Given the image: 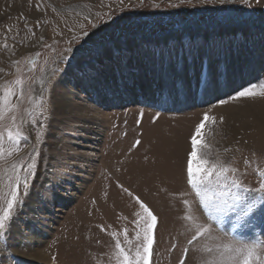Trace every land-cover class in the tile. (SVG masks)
Here are the masks:
<instances>
[{"label":"rangeland","instance_id":"374dc122","mask_svg":"<svg viewBox=\"0 0 264 264\" xmlns=\"http://www.w3.org/2000/svg\"><path fill=\"white\" fill-rule=\"evenodd\" d=\"M37 2L0 0V44L7 27L20 34L15 37L14 55L11 36L8 51L0 49V101L5 88H19L14 83L17 78L24 81V95L9 99L18 105L16 126L29 137L21 142L19 156L13 155L7 164L0 163V177L2 169L19 157L25 162L33 157L34 147L39 152L31 192L27 198L21 195L23 204L11 229L0 237V264H116L115 239L125 248L134 249L135 212L140 211L135 200L118 185L129 188L158 217L156 264H179L185 248L190 251L184 264H197L201 257L227 262L232 253L223 251L222 244L264 240V225L259 221L240 225L238 213L231 210L209 214L205 209L207 215L203 214L186 178L191 140L207 113L213 119L207 121L202 132L204 142L211 146L206 149L210 159L239 169L237 175L247 171L241 177L243 183L257 186L254 173L257 168L264 170V145L259 141L264 132V109L251 104L264 99L228 97L252 83L257 84V91L264 84V57L260 55L264 47V0L261 4L252 0L250 5L243 0H124L123 4L119 0H39L40 10ZM69 5L87 7L81 16L52 10ZM84 15L97 27L88 24ZM64 20L75 32L67 30ZM82 24L98 35L93 43L77 51L82 40L71 45L69 41L76 33L82 36ZM28 29L36 37L42 35L43 41L37 42ZM57 32L61 35H55ZM117 36L146 42L144 53L129 62L139 68L140 74L135 87H128L134 90L132 97L126 99L122 94L127 75L122 80L124 69L119 61L111 54L97 58L92 52L96 45ZM204 37H211L219 52L210 64L205 59V71L213 74L214 87L208 92L197 87L199 61L194 65L195 74L192 63L185 62L176 78L184 81L187 91L170 97L169 89L155 85L158 76L152 71L151 53H158L166 42L179 45L181 40L188 43ZM70 46L72 52L68 53L65 50ZM229 50L231 54L225 55ZM251 50L254 55H245ZM36 53L40 54L38 58ZM32 60H36L34 67ZM97 71L105 74V86L87 82L86 76ZM44 75L42 85L36 86ZM139 85L151 87V92L141 90ZM221 99H228V103L221 105ZM62 103L67 105L66 112ZM233 105L239 106L234 119L227 116V112L233 113L229 110ZM83 107L87 110L81 111ZM140 112L144 116L137 124ZM157 115L159 119L153 123ZM2 123L11 126L7 115ZM76 128L79 131L74 133ZM37 133L41 134L40 142ZM95 134L97 141L92 140ZM137 139L141 144L134 146ZM181 139L183 150L177 147ZM58 154L75 157L60 160L73 169L72 178L62 185L56 201L45 205L40 194L50 187ZM245 158L251 161L247 169ZM3 183L0 179V189L6 191ZM199 214L202 219L197 218ZM53 215L54 222L50 220ZM187 215L193 219H185ZM199 225L211 228V233L189 245L187 241ZM125 229L131 245L124 240ZM24 248L29 250L28 255ZM206 248L213 251L209 253ZM32 257L36 262L28 260Z\"/></svg>","mask_w":264,"mask_h":264},{"label":"snow or ice","instance_id":"6c2138e0","mask_svg":"<svg viewBox=\"0 0 264 264\" xmlns=\"http://www.w3.org/2000/svg\"><path fill=\"white\" fill-rule=\"evenodd\" d=\"M31 2V0H30ZM121 4L124 0H119ZM224 0H221L223 3ZM245 4L250 5L252 0H243ZM256 3L261 4L262 0H256ZM176 7V5H172ZM87 5H69L66 9H57L53 7V11L57 14H70L75 12L77 16L82 15V9ZM37 10H40L41 4L38 0L36 4ZM79 9V10H78ZM47 13L45 12V15ZM110 14V13H109ZM26 19V18H25ZM42 20V18H37ZM83 19L88 22L93 28L97 27L92 22L89 16L84 15ZM69 32H75L73 26L68 24L67 20L63 21ZM27 28V25H25ZM82 36L76 33L72 36L69 44L82 40L80 49H85L89 44L93 43V37L98 33H90L85 25H80ZM30 34L36 38L37 42L43 41L44 37L41 35L36 37L35 32L28 29ZM19 32H13L11 27L5 29L4 42L0 44V49L7 52L10 44L8 43L9 36L12 38L11 48L13 49L12 55L15 54L14 49L16 47L15 37L19 36ZM55 35H61V33H55ZM145 41H137L135 38L129 39L128 37L117 36L115 40L104 41L92 50L97 58L108 57L110 54L119 61L120 65L124 69L123 75H127V79L123 80V86L125 88L135 87L137 77L140 74L139 68L135 64L129 62L133 57L141 56L145 51ZM179 46V51H176ZM66 52H72L71 46L65 50ZM214 43L211 37H204L202 40L197 38L196 41H189L188 43L180 41L179 45L172 43L169 45L165 43L164 48L160 51L152 52V71L163 81H173V87L169 89L170 97L178 96L181 91H187V88L182 79H177V73L183 71V64L185 62H191L193 65V74H195L194 65L196 61H199L200 69L199 76L197 77V87H201L205 92L210 91L214 87V77L211 71H205V59L209 64L215 55H218ZM230 50L225 55H230ZM39 53H36V57H39ZM245 55H254V50L245 53ZM261 57H264V47L260 51ZM63 59V57H61ZM19 64V60L15 61ZM33 67L36 64V60L31 61ZM103 63V61H101ZM86 80L90 85L99 84L105 86L106 76L103 72L97 71L94 74L86 76ZM15 85L19 86L17 90L11 87L5 88L3 93V99L0 101V127H3V131H0V163L7 164V160L13 155L19 156L21 151V142H27L29 137L24 135L20 126H16V111L18 105L13 104L10 101V97L24 95L23 84L24 81L17 78L14 81ZM246 99H264V84L259 85V91H257V84L252 83L250 86L242 87L229 94L228 99L240 100ZM228 99H221L219 103L221 105L227 104ZM11 121V126L4 125L2 122L5 116ZM144 113H139L137 124L143 119ZM159 119V116L153 118V123ZM211 118L207 113L204 114L202 121L197 125L195 134L192 137V151L188 154L187 166H186V178L187 184L190 186L195 196L198 198L199 203L204 209H207L209 214L212 212H218L223 214L226 210H231L234 213H238L237 222L240 225H252L253 221H259L261 225H264V170L257 168L254 175L257 176V186L249 187L243 183L242 176L247 175V171L240 173L239 169L231 167L220 159H210L211 153L206 149H210V145L204 142V136L202 130L207 127V121ZM84 120H80V123H84ZM213 122H215L213 120ZM220 123H223V117L220 118ZM79 131L78 128L73 129V132ZM200 138L199 140L197 138ZM37 142L41 141V134L37 133ZM141 144L139 139L135 140L134 146ZM199 149V151H198ZM230 149H226L229 151ZM240 149L238 148L237 151ZM35 155L27 162L23 157H19L18 160L8 164L7 167L2 169L3 176L0 177L4 181L3 188L6 191L0 189V237L5 236L12 227V224L18 215L19 207L22 206L24 198H27L31 192L32 184L31 180L35 177L37 170V160L35 156L39 155L34 147ZM57 163L53 167L52 176L54 177L49 183L50 187L44 189L40 194V201L42 204L49 202H55L58 198V193L62 189V185L67 183L72 178L73 169L68 163H60L61 159L74 160V156L63 157L57 155L54 157ZM245 167L251 165V161L245 158ZM23 173V175H22ZM122 188L123 192L127 193L129 197L135 200L140 211L135 212V216L138 218L135 222L136 232L135 239L136 244L133 247L125 248L119 239H115L116 249V264H156L154 260V245L156 243V229L158 225V217L153 214L149 207L140 199L139 196H134L133 192L129 188L118 185ZM246 194V195H245ZM258 194V195H257ZM231 198L232 203H229ZM187 203V201H185ZM237 205L239 207H237ZM187 220H192L191 215L185 217ZM206 233H211V228L204 225L195 227V231L188 239L187 243L193 245L194 242L200 240ZM115 238V234H114ZM124 240L131 245L129 241L127 229L124 230ZM175 248V245H173ZM221 248L225 252L232 253L227 258V262L223 258L220 260H208L201 257V260L197 264H264V240L252 242L235 241L225 243L221 245ZM189 248L183 250V258H181L179 264H184V260L187 258ZM206 251L211 253L213 249L206 248Z\"/></svg>","mask_w":264,"mask_h":264},{"label":"bare ground","instance_id":"6f19581e","mask_svg":"<svg viewBox=\"0 0 264 264\" xmlns=\"http://www.w3.org/2000/svg\"><path fill=\"white\" fill-rule=\"evenodd\" d=\"M159 43H161V42H159ZM155 47H159V44H156L155 45ZM111 57H113L112 55H111ZM188 70V69H187ZM153 74V73H152ZM52 78H53V76H51V78H50V80H49V82H48V86L47 87H49V83L51 82V80H52ZM46 79V75H44V76H42L41 77V79L40 80H38V82H37V84H36V86L37 85H42V82L44 81ZM188 79V78H187ZM143 80H145V79H142V82H143ZM151 81V80H150ZM155 82H156V84L155 85H159V87H162V88H167V89H171L172 87H173V84H172V81H163V80H160L158 77H155V80H154ZM144 84V83H143ZM169 84L170 85H172L171 87H169ZM146 85V84H145ZM230 85V84H229ZM137 87H139L141 90H143V91H145V92H147V93H149V92H151V87H148V89H147V86L145 87V86H141V85H139V86H137ZM38 88H39V86H38ZM150 88V89H149ZM133 89H131V88H126V89H124V91H123V96H122V98H129V97H132V93H133ZM216 93V92H215ZM61 98H65L64 96H61ZM64 101V100H63ZM121 101V100H120ZM251 105H255V106H261L262 107V109H264V100H258V101H255L254 103H252ZM61 108H62V111H64V112H66L67 111V105H64L63 106V103H62V106H61ZM226 109H228V108H226ZM242 109V108H241ZM81 111H86L87 110V107H83L82 109H80ZM229 110H231V112H233V113H229V112H227V116H229L230 118H236L235 116H236V111L237 112H239V106H236V105H233L232 107H231V109H229ZM244 110H245V108H244ZM225 111V110H224ZM224 113V112H223ZM221 114V113H220ZM240 116V115H239ZM242 117H243V115H242ZM231 123H232V121H231ZM94 124L96 125V122H94ZM234 124V123H233ZM264 124V123H263ZM264 127V126H263ZM230 128H231V126H230ZM260 128V127H259ZM233 129V128H232ZM229 131H231L230 129H229ZM260 131V130H259ZM90 132L92 133V132H94V131H91L90 130ZM256 132V131H255ZM260 134V133H259ZM258 134V135H259ZM256 135H257V132H256ZM263 135V136H262ZM262 135H260V136H262L261 138L259 137V141H260V143H261V145L263 144L264 145V132H262ZM256 137V136H255ZM258 139V138H257ZM92 140H94V141H97V137H96V134L94 135V137L92 138ZM257 141V140H256ZM256 143V142H255ZM257 145V144H256ZM184 143H183V140L181 139L179 142H177V147H180V149L181 150H183L184 149ZM258 146V145H257ZM260 146V145H259ZM262 148V147H261ZM55 211H57V210H55ZM49 216H51V215H49ZM52 217V216H51ZM56 218V216H54L53 215V218H50V220L51 221H53L55 218ZM197 218H200V219H202L201 218V216L200 215H198L197 216ZM54 222V221H53ZM19 237V236H18ZM23 251H27L26 252V254L28 255L29 254V250L27 249V248H24V250ZM36 258L35 257H32L31 259H28V260H32L33 262H36V260H35Z\"/></svg>","mask_w":264,"mask_h":264},{"label":"crops","instance_id":"0c3cea01","mask_svg":"<svg viewBox=\"0 0 264 264\" xmlns=\"http://www.w3.org/2000/svg\"><path fill=\"white\" fill-rule=\"evenodd\" d=\"M200 213V212H199ZM200 215V214H199ZM201 216V215H200Z\"/></svg>","mask_w":264,"mask_h":264}]
</instances>
